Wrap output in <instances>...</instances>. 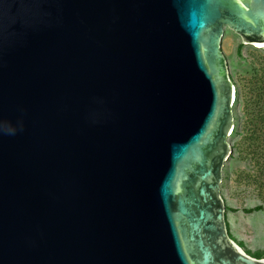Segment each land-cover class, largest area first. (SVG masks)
Instances as JSON below:
<instances>
[{
	"label": "water",
	"instance_id": "obj_1",
	"mask_svg": "<svg viewBox=\"0 0 264 264\" xmlns=\"http://www.w3.org/2000/svg\"><path fill=\"white\" fill-rule=\"evenodd\" d=\"M225 28L264 43V0H0V264H264L221 193Z\"/></svg>",
	"mask_w": 264,
	"mask_h": 264
},
{
	"label": "rangeland",
	"instance_id": "obj_2",
	"mask_svg": "<svg viewBox=\"0 0 264 264\" xmlns=\"http://www.w3.org/2000/svg\"><path fill=\"white\" fill-rule=\"evenodd\" d=\"M244 44L225 28L221 51L236 87L232 146L221 193L231 237L252 257L264 258V45Z\"/></svg>",
	"mask_w": 264,
	"mask_h": 264
},
{
	"label": "clouds",
	"instance_id": "obj_3",
	"mask_svg": "<svg viewBox=\"0 0 264 264\" xmlns=\"http://www.w3.org/2000/svg\"><path fill=\"white\" fill-rule=\"evenodd\" d=\"M7 134H10V135L15 134V130L14 129H9Z\"/></svg>",
	"mask_w": 264,
	"mask_h": 264
},
{
	"label": "bare ground",
	"instance_id": "obj_4",
	"mask_svg": "<svg viewBox=\"0 0 264 264\" xmlns=\"http://www.w3.org/2000/svg\"><path fill=\"white\" fill-rule=\"evenodd\" d=\"M256 44H257L256 47H262V45H264V43H256ZM258 44H262V45H258Z\"/></svg>",
	"mask_w": 264,
	"mask_h": 264
}]
</instances>
